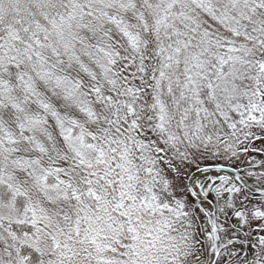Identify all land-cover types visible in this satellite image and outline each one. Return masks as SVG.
<instances>
[{
	"label": "snow or ice",
	"instance_id": "snow-or-ice-1",
	"mask_svg": "<svg viewBox=\"0 0 264 264\" xmlns=\"http://www.w3.org/2000/svg\"><path fill=\"white\" fill-rule=\"evenodd\" d=\"M254 152L264 0H0V264H264Z\"/></svg>",
	"mask_w": 264,
	"mask_h": 264
},
{
	"label": "flooded vegetation",
	"instance_id": "flooded-vegetation-1",
	"mask_svg": "<svg viewBox=\"0 0 264 264\" xmlns=\"http://www.w3.org/2000/svg\"><path fill=\"white\" fill-rule=\"evenodd\" d=\"M246 159H247L248 163L240 164L239 165L240 167H250L251 166V162L253 160L258 162L259 160L264 159V154H261V153H258V152H254V153H252L251 156L246 157ZM237 163L239 164V162H237Z\"/></svg>",
	"mask_w": 264,
	"mask_h": 264
}]
</instances>
